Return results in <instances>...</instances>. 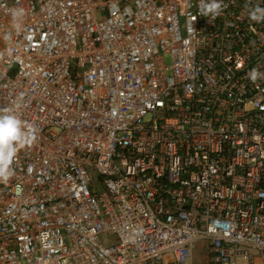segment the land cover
Here are the masks:
<instances>
[{"label": "built area", "instance_id": "obj_1", "mask_svg": "<svg viewBox=\"0 0 264 264\" xmlns=\"http://www.w3.org/2000/svg\"><path fill=\"white\" fill-rule=\"evenodd\" d=\"M199 3L0 0V108L38 129L0 264H264V0Z\"/></svg>", "mask_w": 264, "mask_h": 264}, {"label": "clouds", "instance_id": "obj_2", "mask_svg": "<svg viewBox=\"0 0 264 264\" xmlns=\"http://www.w3.org/2000/svg\"><path fill=\"white\" fill-rule=\"evenodd\" d=\"M224 7L223 0H200L199 3L200 13L212 20L221 15ZM248 14L252 21L264 23V6L252 4L249 7ZM23 15V8H13L11 10L12 20L16 28L21 26L20 21ZM5 39H8V37H5ZM248 79L255 84L258 80L264 79V73L257 68H253L248 73ZM37 132L36 126L22 120L13 108H0V182L7 183L14 175L12 165L18 151L34 143Z\"/></svg>", "mask_w": 264, "mask_h": 264}, {"label": "rangeland", "instance_id": "obj_3", "mask_svg": "<svg viewBox=\"0 0 264 264\" xmlns=\"http://www.w3.org/2000/svg\"><path fill=\"white\" fill-rule=\"evenodd\" d=\"M199 255H200V253H199V251H197L196 252V257H197V259L199 258ZM198 262V261H197ZM244 264V263H243Z\"/></svg>", "mask_w": 264, "mask_h": 264}]
</instances>
